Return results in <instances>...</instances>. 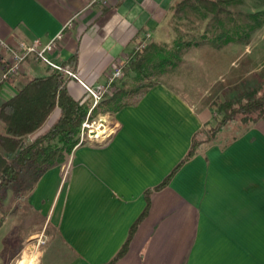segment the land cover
<instances>
[{
  "label": "crops",
  "instance_id": "1",
  "mask_svg": "<svg viewBox=\"0 0 264 264\" xmlns=\"http://www.w3.org/2000/svg\"><path fill=\"white\" fill-rule=\"evenodd\" d=\"M179 1L0 0V38L48 41L63 32L53 59L96 88L145 34L159 31ZM3 59L0 79L8 66ZM52 71L28 59L19 76L0 81V105L31 78ZM67 88L75 99L88 98L77 79L69 78ZM59 114L57 109L46 127ZM114 120L106 140L77 145L66 162L43 172L29 194L28 205L43 225L25 241H44L41 264H264V119L231 138L219 134L159 189L208 114L159 83ZM8 224L9 217L0 226V264H15L6 260L16 233Z\"/></svg>",
  "mask_w": 264,
  "mask_h": 264
},
{
  "label": "trees",
  "instance_id": "2",
  "mask_svg": "<svg viewBox=\"0 0 264 264\" xmlns=\"http://www.w3.org/2000/svg\"><path fill=\"white\" fill-rule=\"evenodd\" d=\"M236 1L239 0H180L171 7L169 14L180 17L182 14L201 13L202 17L209 18L210 23L220 30L213 41L236 42L249 38L252 31V27L242 32L239 31L240 26L226 27L224 17L232 14L229 6ZM231 21L230 18L228 22ZM139 43L123 63L125 75L126 72L127 76L130 73L134 75L121 86L116 85L114 93L102 100L93 109L92 115L99 110L117 113L125 106L139 103L157 84L152 82L153 78L168 66H176L181 52L191 46L190 41H185L180 35L172 44L153 41L138 48ZM0 63H6L2 56ZM68 80L59 71L31 78L16 95L0 105V122L3 124V130L0 131V204L3 202L4 190L13 187L15 197H19L22 187L33 179L30 194L43 172L55 163L66 162L79 145L82 123L87 118L91 105L87 99H75L69 93ZM57 109L60 111L58 119L46 127ZM215 115L221 116L218 124L210 131L201 128L194 134L192 145L184 159L157 189L166 186L182 165L210 145L228 123L239 119L245 126H249L264 119V79L262 85L242 89L232 98L219 103ZM145 215L146 211L133 225L131 235ZM6 217V214L2 216L0 226ZM127 248L128 243L116 259L124 255ZM2 264H8V261Z\"/></svg>",
  "mask_w": 264,
  "mask_h": 264
},
{
  "label": "rangeland",
  "instance_id": "3",
  "mask_svg": "<svg viewBox=\"0 0 264 264\" xmlns=\"http://www.w3.org/2000/svg\"><path fill=\"white\" fill-rule=\"evenodd\" d=\"M229 9L232 14L224 17L226 27L240 26V32L252 27L249 38H243L238 43L213 41L220 30L210 23L209 18L202 17L198 12L182 14L180 17L169 14L163 18L156 34L144 35L147 43L155 41L172 44L179 35L185 41H190L191 46L181 52L176 66H168L164 72L156 75L152 82L175 88L184 94L197 110L208 114L209 120L203 127L207 131L215 127L221 119L220 115H215L219 103L232 98L242 89L262 85L264 79V0H239L231 4ZM252 15L253 17H250ZM230 18L232 23L228 22ZM133 75L130 73L127 76L126 72V75L103 95L99 103L114 93L116 85L121 86ZM86 99L91 106L87 118L82 123L80 141H104L115 130V113L99 110L94 116L92 111L99 103L95 105L93 98L89 96ZM243 127L245 124L238 119L225 125L216 136L220 134V138L228 139ZM2 130L3 124L0 127V131ZM91 136L93 138H90ZM32 182L33 179L22 187L19 197H15L13 187L4 190L3 202L0 204V219L6 214L9 217V231L16 230L12 237L15 249L6 259L14 258L15 264H41L38 253L44 245V242H40L41 237L25 241L27 236L39 231L43 225L42 218L27 202ZM26 247H32L33 250H27Z\"/></svg>",
  "mask_w": 264,
  "mask_h": 264
},
{
  "label": "built area",
  "instance_id": "4",
  "mask_svg": "<svg viewBox=\"0 0 264 264\" xmlns=\"http://www.w3.org/2000/svg\"><path fill=\"white\" fill-rule=\"evenodd\" d=\"M94 1L107 3L108 0ZM147 36H149V34ZM62 39L63 32L48 41H43L38 38L32 41L20 40L16 44H11L0 38V56L6 57L8 60V66L3 72L0 81H5L19 76L23 72L24 63L28 59H33L34 61L44 63L53 71L63 72L67 77L80 81L85 86L88 96L92 97L94 104L97 105L103 95L110 91L113 85L125 76L123 69L124 62L114 65L113 69L108 73V80L105 84L96 88L88 86L79 78L78 74L70 65L62 64L53 59L52 54L59 48V42ZM147 44L146 38H144L139 43L138 48H143ZM90 138L93 137L91 136ZM82 141L83 139L80 141L79 145L83 143Z\"/></svg>",
  "mask_w": 264,
  "mask_h": 264
},
{
  "label": "bare ground",
  "instance_id": "5",
  "mask_svg": "<svg viewBox=\"0 0 264 264\" xmlns=\"http://www.w3.org/2000/svg\"><path fill=\"white\" fill-rule=\"evenodd\" d=\"M94 132H95V130H94ZM92 133V132H91Z\"/></svg>",
  "mask_w": 264,
  "mask_h": 264
}]
</instances>
